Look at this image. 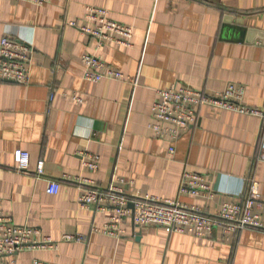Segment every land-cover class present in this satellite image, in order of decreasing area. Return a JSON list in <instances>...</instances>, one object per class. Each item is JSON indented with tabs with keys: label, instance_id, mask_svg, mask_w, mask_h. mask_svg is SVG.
<instances>
[{
	"label": "crops",
	"instance_id": "crops-1",
	"mask_svg": "<svg viewBox=\"0 0 264 264\" xmlns=\"http://www.w3.org/2000/svg\"><path fill=\"white\" fill-rule=\"evenodd\" d=\"M89 7L132 27L133 46H100L68 25H88ZM7 35L31 49V64L28 84H0V215L53 244L22 251L12 264H264V229L199 238L126 220L116 237L103 232L109 209L80 204L93 186L117 187L131 200L151 196L216 216L254 179L264 223L261 118L203 106L174 154L150 129L158 91L174 85L208 94L241 86L244 103L264 110V0H0V41ZM84 55L132 82L86 81ZM19 150L31 155L29 172L16 169ZM186 172L206 176L212 192L181 194ZM49 181L60 182L57 195L47 193Z\"/></svg>",
	"mask_w": 264,
	"mask_h": 264
},
{
	"label": "built area",
	"instance_id": "built-area-1",
	"mask_svg": "<svg viewBox=\"0 0 264 264\" xmlns=\"http://www.w3.org/2000/svg\"><path fill=\"white\" fill-rule=\"evenodd\" d=\"M43 4L49 0H28ZM88 25L79 27L76 22L68 25L78 29L82 34L95 38L100 46L116 44L119 47L133 46L134 30L132 27L114 21L107 10L89 7L86 11ZM94 24V26L92 25ZM82 63L85 66L84 79L99 83L104 79L132 80L122 72L107 66L101 58L84 55ZM31 64V49L11 36H3L0 41V84L29 83ZM245 88L229 85L223 92L208 94L188 86L174 85L168 90L158 91V100L152 106V123L150 129L155 137L170 142L169 153H175V143L181 135L198 122V110L209 106L244 115L256 116L264 123V110L247 106L244 103ZM74 101L82 104L78 96ZM259 160L264 161V141L261 145ZM16 169L20 173L30 171L31 155L19 150L15 153ZM99 157L86 165L92 169L99 168ZM35 174L38 178L45 175L44 163L39 162ZM60 182L49 181L47 193L57 195ZM181 194L195 197H207L212 192L209 180L203 174L186 172L182 179ZM261 200L259 184L250 180L245 193L232 196L226 201L216 216H209L198 208H189L179 202L160 201L146 196L131 200L121 188L112 187L107 191L93 186L80 198L83 207L95 206L112 212V217L106 224L104 233L111 236L123 234L122 225L126 220H132L134 225L143 228L158 226L168 233L192 234L199 238H207L217 229L226 236L247 228L264 229V223L259 214L255 213L257 203ZM39 232L33 227L19 226L9 218L0 215V264H12L18 253L36 248L52 247L49 239L38 241ZM67 241H83V238L68 236ZM10 261H5V259ZM36 264H41L37 262Z\"/></svg>",
	"mask_w": 264,
	"mask_h": 264
}]
</instances>
